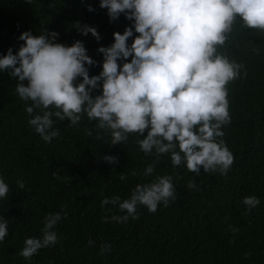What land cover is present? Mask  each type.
<instances>
[{
	"label": "trees",
	"instance_id": "16d2710c",
	"mask_svg": "<svg viewBox=\"0 0 264 264\" xmlns=\"http://www.w3.org/2000/svg\"><path fill=\"white\" fill-rule=\"evenodd\" d=\"M99 4L100 0H0V58L9 48L16 54L24 44L19 40L24 31L37 36L54 31L59 34L55 43L83 42L87 55L97 62L86 65L89 76L99 75L103 54L97 49L110 47L113 33L123 34L134 23L123 13L110 21ZM89 5L95 11L89 12ZM76 22L96 27L101 39L82 35ZM138 35L133 28L129 46ZM217 54L243 65L226 86L231 122L221 130L234 162L224 175L205 173L203 168L197 175L186 164L173 166L171 153L158 160L154 153L145 155L138 133L112 145L110 134L98 129L86 113L78 126L56 121L53 128L60 135L45 142L28 124L32 117L26 109L32 102L15 92L18 79L10 77L11 69L0 71V179L9 186L7 197L0 198V218L8 221V235L0 241V264H264V31L246 28L237 16ZM130 60L117 63L122 67ZM79 82L82 77L74 84ZM23 83L27 86L28 81ZM101 93L102 82L92 95ZM105 156H115L117 162L109 163ZM154 163L153 173L145 176L146 167ZM121 173L126 180L119 179ZM164 175L173 177L175 188L168 207L161 204L149 213L139 205L138 219L117 223L111 217L126 212L118 205L101 206L105 197L129 199L137 184ZM190 180L199 190L187 187ZM247 196H256L260 203L245 214L242 200ZM54 213L62 216L53 229L58 242L30 259L19 255L27 238L42 237L44 219ZM105 244L111 249L101 254Z\"/></svg>",
	"mask_w": 264,
	"mask_h": 264
},
{
	"label": "clouds",
	"instance_id": "9594fccd",
	"mask_svg": "<svg viewBox=\"0 0 264 264\" xmlns=\"http://www.w3.org/2000/svg\"><path fill=\"white\" fill-rule=\"evenodd\" d=\"M99 6L107 9L110 21L123 13L134 22L123 34L113 33L110 47L97 49L103 54L99 75L89 76L86 65L97 62L87 55L83 42L77 40L71 46L55 43L59 34L54 31L39 36L24 31L19 36L24 44L16 54L9 48L0 58V71L11 69L10 77L19 81L15 92L32 102L26 109L32 117L29 126L43 141L51 142L60 135L53 128L56 121L68 120L70 126H78L81 114L86 113L89 120L97 121L98 129L110 134L112 145L127 141L129 133H138L143 136L138 144L145 155L154 153L158 160L171 153L173 166L186 164L197 175L201 168L205 173L227 174L234 157L222 139V127L231 122L226 86L240 75L243 65L217 54V46L225 43L237 16L246 28L264 31V0H100ZM88 11L95 9L89 5ZM75 26L82 35L91 33L97 41L101 39L96 27H81L79 22ZM133 28L139 35L129 46ZM129 57L130 62L118 65V60ZM80 77L82 82L74 84ZM101 82L102 93L93 96ZM50 107L55 110H48ZM34 110H38L35 115ZM104 160L117 162L115 156ZM154 167L155 163L148 165L144 175H151ZM119 179L127 177L121 173ZM18 185L25 187L23 181ZM187 187L199 190L194 180ZM8 192V184L0 179V198H6ZM174 199L173 177L164 175L155 182L137 184L129 199L105 197L101 206L118 205L126 215L111 219L124 223L129 217L139 218V205L155 213L159 205L168 207ZM259 203L256 196L244 197L245 214ZM61 219L60 213L47 215L42 237L27 238L19 255L30 259L38 250L55 245L58 235L53 229ZM7 225L0 218V241L8 235ZM229 229L237 231L231 225ZM110 249L111 245H101V254Z\"/></svg>",
	"mask_w": 264,
	"mask_h": 264
}]
</instances>
